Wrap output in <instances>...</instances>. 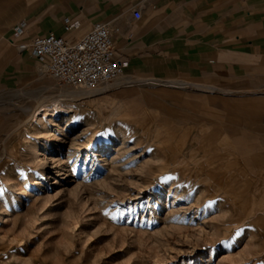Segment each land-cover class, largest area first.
Masks as SVG:
<instances>
[{"label": "rangeland", "instance_id": "1", "mask_svg": "<svg viewBox=\"0 0 264 264\" xmlns=\"http://www.w3.org/2000/svg\"><path fill=\"white\" fill-rule=\"evenodd\" d=\"M29 3L0 0V24ZM13 77L0 89V264H264V173L247 162L264 156V90H71L35 58ZM55 102L73 110L54 119Z\"/></svg>", "mask_w": 264, "mask_h": 264}, {"label": "crops", "instance_id": "2", "mask_svg": "<svg viewBox=\"0 0 264 264\" xmlns=\"http://www.w3.org/2000/svg\"><path fill=\"white\" fill-rule=\"evenodd\" d=\"M29 2L27 11L14 19L17 22L0 24V89L6 88V84L18 86L22 79L13 76L27 70L34 58L28 51L18 52L17 44L48 32L78 40L73 37L88 33L94 23L114 22L120 28L114 46L117 59L125 67L122 82L153 83L165 88H177L175 85L179 81L208 82L218 88L224 87L227 92L234 91L238 85L253 91L264 90V0ZM134 11L140 13L137 21L131 18ZM22 22L25 29L21 37L15 35L13 29ZM66 22L77 23L68 34L64 29ZM7 77L12 79L6 82ZM180 83V89L188 85ZM189 86L192 84L186 87ZM208 103L197 107L204 117L208 115L207 109L211 110ZM253 116L258 119V113ZM261 127L255 123V133L262 132ZM246 132L247 141L249 132ZM227 134L232 139L241 136L234 129H228ZM262 137L260 144L264 146V134ZM258 161L259 166L253 170L264 173V156L258 155Z\"/></svg>", "mask_w": 264, "mask_h": 264}, {"label": "built area", "instance_id": "3", "mask_svg": "<svg viewBox=\"0 0 264 264\" xmlns=\"http://www.w3.org/2000/svg\"><path fill=\"white\" fill-rule=\"evenodd\" d=\"M134 21L140 13L131 15ZM77 23L65 24V33H71ZM25 23L14 27L15 35H23ZM120 28L114 22L94 23L88 33L69 44L63 36L48 32L30 38L28 43L16 45L18 52L28 51L48 73L52 82L71 90L94 92L112 87L122 80L124 64L117 59L114 41Z\"/></svg>", "mask_w": 264, "mask_h": 264}, {"label": "bare ground", "instance_id": "4", "mask_svg": "<svg viewBox=\"0 0 264 264\" xmlns=\"http://www.w3.org/2000/svg\"><path fill=\"white\" fill-rule=\"evenodd\" d=\"M33 2V1H32ZM80 34V33H79ZM77 36H79L78 34H76L73 38H75V37H77ZM79 40V39H78ZM77 40H69V44H72V43H74V42H76ZM29 42V39L28 40H26L25 41V43H28ZM145 80V79H144ZM147 81V80H146ZM158 82V81H157ZM173 82V81H172ZM171 82V83H172ZM161 83V82H160ZM167 83V82H166ZM174 83V82H173ZM180 83V82H179ZM179 83L177 82V85H175V87H177V88H179L180 89V86H179ZM153 84V83H152ZM182 83H180V85H181ZM155 85V84H154ZM162 85V84H161ZM165 85V84H164ZM172 85V84H171ZM184 85V84H183ZM189 85H191V84H189ZM174 86V85H173ZM186 86H188V85H186ZM185 86V87H186ZM164 87V86H163ZM167 87V86H166ZM208 88V87H207ZM214 89V88H213ZM78 93V92H77ZM89 93H81L79 96H82L83 95V97L86 95H88ZM73 98H75V96H77V94L75 93V94H73ZM52 105V104H51ZM41 107V106H40ZM72 107L71 106H68V107H64V106H62L61 105V103L60 102H55L54 104H53V109L51 110V112H52V118H56L59 114H64V113H67V112H69V111H71V110H73V109H71ZM43 112L45 111V109L44 110H42ZM43 115V117H45L46 115H47V113H43L42 114ZM49 115V114H48ZM216 120V119H215ZM225 121V120H224ZM229 124V123H228ZM248 130V129H247ZM247 133V132H246ZM247 135H248V133H247ZM250 147V146H249ZM252 149V148H251ZM230 150H232V149H230ZM225 152V151H224ZM240 154H242V153H240ZM247 154L248 155H250V152H247ZM247 162L249 163V165H250V168L251 169H253L254 167H258L259 166V164H260V161H258V156L256 155V156H253L251 159H248L247 160ZM253 167V168H252ZM248 170V169H247ZM207 174H209V176H211L210 175V173H207ZM208 176V175H207ZM211 177H213V176H211ZM210 179V178H209ZM213 181H214V179H213ZM245 198V197H244ZM261 198H262V196H261ZM249 201H251V203H255L256 202V199H254L252 196H249V197H247L243 202L244 203H246V202H249ZM260 202H258L257 203V205L259 204ZM262 206H264V203L262 204Z\"/></svg>", "mask_w": 264, "mask_h": 264}]
</instances>
